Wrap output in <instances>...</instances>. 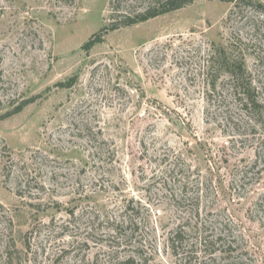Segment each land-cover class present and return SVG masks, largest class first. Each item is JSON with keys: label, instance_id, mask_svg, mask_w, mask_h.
I'll return each instance as SVG.
<instances>
[{"label": "rangeland", "instance_id": "1", "mask_svg": "<svg viewBox=\"0 0 264 264\" xmlns=\"http://www.w3.org/2000/svg\"><path fill=\"white\" fill-rule=\"evenodd\" d=\"M164 1L0 0V116L37 96L0 118V264H264V0H193L82 48Z\"/></svg>", "mask_w": 264, "mask_h": 264}, {"label": "trees", "instance_id": "2", "mask_svg": "<svg viewBox=\"0 0 264 264\" xmlns=\"http://www.w3.org/2000/svg\"><path fill=\"white\" fill-rule=\"evenodd\" d=\"M192 1L193 0H165L163 2L162 8L160 9L156 8L155 6L154 7L150 6L145 11L139 12L136 15H124V19H122L121 21H118V19L114 18L113 14L117 12L114 9L111 15L110 24L103 26L98 32L93 33L90 36V38L82 45V48L86 51H89L96 44L102 43L104 41L105 34L110 30H115L123 26H130L138 22L146 21L160 14H164L172 10L182 8L187 4L191 3ZM226 1L236 2L238 4V2L241 0H226ZM260 6L263 5L260 3ZM221 57L223 59V61L222 60L220 61L221 63L227 62V65L225 64L223 65L225 66L224 68H226V70H228V72L231 75V79L233 81V85H232L233 94L242 103L243 108L246 110V113L249 116V118L250 119L254 118L256 122L261 123L263 121V118L260 120V116H261L260 113H261V109L263 108V103L260 101L256 89L255 88L252 89L249 83L246 82L247 73L243 59L233 57L231 61H229L230 56L226 55L225 51L221 54ZM77 80H78V75L76 74L71 76L65 81L58 82L56 85L60 88H70L77 83ZM36 99L37 96H34L31 97L30 99L21 102L12 112L4 116H0V118H5L14 113L21 112L25 108V106H27L31 102H34ZM114 230H117V228H114ZM181 233L183 232L178 230L170 238L171 247L173 248L175 253L178 250V246H179L178 244L183 243L181 240ZM201 244L205 245L204 249L207 250L206 249L207 240H205L203 236L201 237ZM130 261H131L130 258L125 260L126 263H129Z\"/></svg>", "mask_w": 264, "mask_h": 264}]
</instances>
